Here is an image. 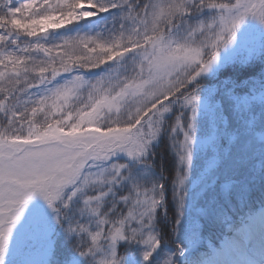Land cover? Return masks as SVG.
<instances>
[{
	"label": "snow or ice",
	"instance_id": "obj_1",
	"mask_svg": "<svg viewBox=\"0 0 264 264\" xmlns=\"http://www.w3.org/2000/svg\"><path fill=\"white\" fill-rule=\"evenodd\" d=\"M0 264H264V0H0Z\"/></svg>",
	"mask_w": 264,
	"mask_h": 264
}]
</instances>
